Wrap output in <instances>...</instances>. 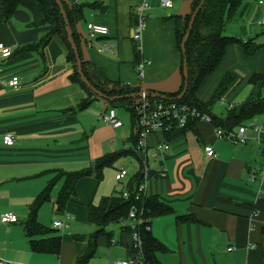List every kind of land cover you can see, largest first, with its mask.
Here are the masks:
<instances>
[{"label": "crops", "instance_id": "1", "mask_svg": "<svg viewBox=\"0 0 264 264\" xmlns=\"http://www.w3.org/2000/svg\"><path fill=\"white\" fill-rule=\"evenodd\" d=\"M76 1L89 5L76 23L85 61L102 68L110 82L158 92L178 90L181 55L172 16L189 12V0H172L169 9L159 0ZM143 3L148 4L143 11L145 27L140 38L134 40L138 7ZM41 19L33 0H21L7 20L0 3V43L12 51L9 57L0 58V215L9 211L18 216L16 222L0 221V261L78 264L77 258L95 230L87 211L98 201L100 180L94 175L79 178L76 195L58 210L56 200L66 173L87 170L97 158L132 148L133 143L128 141L132 127L123 132V125L113 128L106 124L101 118L105 102L101 112L97 99L80 107L86 92L70 79L73 68L59 36H52L43 49V58L38 50H22L37 43L50 28ZM262 19L264 0H242L227 20L225 34L240 42L227 45L219 66L196 92L199 100L208 103L222 77L232 74L222 97L209 105L212 116L224 119L229 111L237 114L243 104L264 97L262 80L251 81L253 74H264ZM91 22L105 25L109 33L90 35L87 24ZM244 43L248 48L255 47L252 54L245 53ZM101 45L108 48L99 51ZM135 48L140 61H148L141 77L136 71ZM15 76L19 83L12 87L9 81ZM261 125L264 112L236 126L233 132L245 127L244 142L219 137L212 123L204 119L169 139L160 132L146 137L142 156L154 175L147 179L144 191L170 208L149 224L152 234L166 246L165 251L157 253L161 264H264V194L259 193L258 182L250 180L264 165V132L253 129ZM6 133L14 136L11 146L3 142ZM164 143L169 149L158 147ZM205 145L214 148L215 157L206 155ZM136 161L134 171L120 158L114 162V179L120 168L128 169L129 174L121 181L115 179L117 184L109 195L139 170ZM50 183L49 199L39 207L37 219L61 237L58 254L33 251L23 227L30 205ZM56 221L62 226H55ZM127 223H113L118 228L112 231L116 236L109 238L108 245L114 246L116 253L111 255L108 249L99 257L96 249L87 264H113L131 256L133 236L123 228Z\"/></svg>", "mask_w": 264, "mask_h": 264}, {"label": "trees", "instance_id": "2", "mask_svg": "<svg viewBox=\"0 0 264 264\" xmlns=\"http://www.w3.org/2000/svg\"><path fill=\"white\" fill-rule=\"evenodd\" d=\"M33 1L36 2L40 10L42 16L41 23L50 26V28L37 43L24 46L22 50H38L43 58V49L52 36H59L68 49L67 59L70 61L73 68L70 79L77 82L86 92V98L82 101L80 107H86L92 100L97 99L98 95L86 86L78 74L75 65V55L69 43V34L71 33L77 46L82 73L85 79L106 96H123L114 101L105 100V103L107 106L108 104H121L129 115L132 127L136 117L134 105L137 103L139 97H132L130 95L140 92L141 87L130 86L126 83L110 82L105 77L102 68L82 58L79 42L80 38L76 31V23L83 18V9L89 5L78 3L76 0H60L64 10V12L61 13L55 0ZM201 1L202 0H189V12L172 16L174 19L176 43L181 55L180 73L182 78L180 87L174 92L147 90V93L149 96L155 94L154 97L156 99H172L194 106L199 111L209 115L211 118L210 122L214 128L218 127L227 132H233L234 128L240 126L242 121L251 118L257 113L264 112V97H259L249 103L243 104L237 114L231 110L224 119H219L209 113V105L213 100L222 97L232 81V74L226 73L222 77L210 102L206 103L199 100L196 96V92L204 78L214 72L219 66L227 45L240 42L236 37L226 35L224 31L227 20L237 11L242 0H203L185 42L184 50L182 51L181 43L188 29L191 15ZM20 2L21 0H0L1 10L5 20L12 16ZM243 46L246 54H252L255 50V47L248 48L245 43ZM134 54L135 61L138 63L140 59L137 48L134 49ZM184 68L187 69L186 80L183 75ZM258 80H262L264 86V74H253L251 81L255 82ZM185 83L186 89L183 96L179 99L178 96L183 91ZM127 95L128 97H126ZM196 121H198V119L194 118L183 127H173L160 133L163 134L165 138L169 139L193 129ZM128 141L133 143L132 148L129 150H120L97 158L93 166L87 170L66 173L64 184L56 200L58 210H62L65 204L76 195L75 184L82 176L94 175L98 180H101L103 169L106 166H113L118 158L128 153L133 154L140 164L139 170L135 172L129 180L122 182L120 189L114 190L110 195L103 196L98 204L89 205L87 219L95 226V230L88 236L86 250L77 258L78 264H87L88 260L95 254L97 239L100 235L106 234V228L110 223L122 221H128V223L123 226L125 230L131 233L135 230L140 237L143 264H161L157 258V253L165 251L166 246L152 234L150 228L147 229V226H149L151 219L154 217L170 212V208L160 201L156 195H149L139 189L140 184L153 176L154 172L148 168V175L144 177L143 168L145 165L142 155L136 151V135L131 133ZM51 186L52 183L48 184L37 194L30 205L29 215L24 221L23 227L26 236L30 239L33 251L58 254L62 243L61 237L55 234L54 229L40 224L37 219L39 207L49 199ZM124 191L128 193V198L123 197L122 193ZM137 195L138 197L136 198ZM133 205L138 209V217L143 219L141 222H137L134 228L131 227V221L128 219V212ZM178 218L184 219L187 217L178 216ZM108 237L110 238L109 234ZM137 251L132 241L131 256L137 254Z\"/></svg>", "mask_w": 264, "mask_h": 264}, {"label": "built area", "instance_id": "3", "mask_svg": "<svg viewBox=\"0 0 264 264\" xmlns=\"http://www.w3.org/2000/svg\"><path fill=\"white\" fill-rule=\"evenodd\" d=\"M159 2L161 6H163L166 9L171 8L173 5L172 0H159ZM147 7H148L147 3H143L138 7L139 20L135 29L133 30V35H132V38L134 40L140 38V34L145 27L143 11ZM261 23L264 25V19L261 20ZM87 30L90 35L105 36L109 33V30L105 25L92 23V22L87 24ZM107 48H108L107 45H101L99 46L98 49L99 51H103L104 49ZM11 53L12 51L9 47L0 43V58L9 57ZM147 62H148L147 60L142 59L137 63L136 71L138 73V76L141 77L142 68ZM18 83H19V79L16 76L9 81V85H11L12 87L17 86ZM140 93L141 96L138 98L137 103L134 105L136 117L132 125V133H134V135H136L137 137L136 151L139 152L140 155H142L145 145V139L149 134L167 131L173 127H183L191 119L194 118L211 121V118L207 113H203L199 111L194 106H190L186 103H181L177 100H172V99H156L154 97L155 94H153V96H149L147 90L144 88H141ZM101 118L106 124L112 126L113 128H118L123 125V121L117 116L116 111L113 108L106 107V109L101 115ZM253 129L257 133L264 132V125L255 126ZM215 130H216V134L219 137H226L230 140L241 141V142H244L246 140L244 126L239 127L237 132H231V131L227 132L218 127H216ZM3 142L5 145L11 146L14 143V136L12 135V133L4 134ZM158 147L163 148L164 150L169 149L168 143L158 145ZM204 152L208 156L211 157L216 156V152L211 145H205ZM142 157L144 162V156ZM128 174H129L128 169L120 168L115 174V179L117 181H121ZM143 174L144 177H147L148 175V167L146 165L143 168ZM250 180L257 181L259 184V193L264 194V165L262 170L257 174L253 175L250 178ZM146 181L147 180H145L143 183L140 184L139 189L141 191H144ZM122 195L124 198H128V193L126 191H124ZM137 197L138 195L136 196V198ZM137 213H138L137 207L134 205L131 206L128 212V219L131 221L132 228L135 227V224L137 222L139 223L143 220L141 217H138ZM17 220H18V216L13 212L7 211L0 215V221L3 223L16 222ZM54 225L61 227L62 223L60 221H56L54 222ZM147 229H149V226H147ZM132 236H133V246L138 250L137 254L123 260L115 261L113 264H143V260L141 257L142 249H141L140 237L137 231L135 230H133ZM230 249L231 248H229V250ZM0 264H20V263H10L6 261H0Z\"/></svg>", "mask_w": 264, "mask_h": 264}, {"label": "rangeland", "instance_id": "4", "mask_svg": "<svg viewBox=\"0 0 264 264\" xmlns=\"http://www.w3.org/2000/svg\"><path fill=\"white\" fill-rule=\"evenodd\" d=\"M97 101L100 105V110L99 112H101L102 107L104 105L105 100L103 98L98 97ZM108 108H113L116 111L117 116L123 121V126L121 127L120 131L123 132H129L130 131V120H129V115L127 113V111L124 109V107L121 104H108L107 106ZM101 123L103 125V121L101 120ZM119 159V158H118ZM117 159V160H118ZM122 163L125 166H128L130 171H134V169H137L138 167V163L136 161V158H134L133 156L127 155V156H121L120 157ZM114 171H115V167L112 166H106L103 169V176L99 182L98 185V201H96L98 204V202L100 201V199L103 196H107L109 195V193L111 192L113 186L115 184H117L116 180L114 179ZM106 192V193H105ZM118 228V226L116 224H110L107 228H106V234H102L101 236H99L98 240H97V251H96V255L99 257H102L106 254L107 250L110 251L111 255H113V253L115 252V247L114 246H109L108 245V234L110 235L111 238L115 239L116 233L112 232L114 229V231L116 232V229ZM61 229H58L57 231L59 232ZM113 234L114 237H113ZM115 241V240H114Z\"/></svg>", "mask_w": 264, "mask_h": 264}, {"label": "water", "instance_id": "5", "mask_svg": "<svg viewBox=\"0 0 264 264\" xmlns=\"http://www.w3.org/2000/svg\"><path fill=\"white\" fill-rule=\"evenodd\" d=\"M55 2L57 3V5H58L59 8H60V12L63 13L64 10H63V6H62L61 1H60V0H55ZM202 2H203V0H202V1L200 2V4L196 7V9L193 11V13H192V15H191L190 21H189V23H188V29H187V31H186V33H185V35H184V37H183L182 43H181V50H182V51L184 50L185 42H186V40H187V38H188V36H189L190 30H191L192 25H193V23H194V19H195L197 13H198V10H199V8H200ZM69 43H70V46H71V48H72V50H73V53H74V55H75V65H76V67H77L78 74H79L81 80L86 84V86H87L88 88H90V89H91L96 95H98V97L103 98L104 100L114 101V100H116V99L122 98L123 96H112V97H111V96H106V95H104L103 93H101L100 91H98L96 88H94V87H93V86H92V85H91V84L85 79V77H84V75H83V73H82L81 61H80V58H79V55H78L77 46H76V44H75V42H74V39H73L72 36H71V33L69 34ZM183 75H184L185 80H186V79H187V69H186V68H184ZM185 89H186V83H185V85H184V89H183V91H182V92L180 93V95L178 96L179 99L183 96ZM130 96H132V97H137V96L140 97V96H141V93H140V92H138V93H134V94H131ZM126 97H128V95H127ZM106 107H107V105L105 104L104 107H103V110H104Z\"/></svg>", "mask_w": 264, "mask_h": 264}]
</instances>
